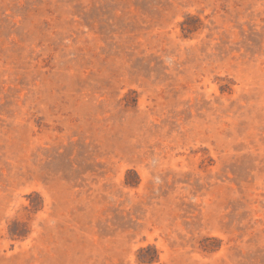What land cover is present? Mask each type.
Here are the masks:
<instances>
[{
	"label": "rangeland",
	"instance_id": "obj_1",
	"mask_svg": "<svg viewBox=\"0 0 264 264\" xmlns=\"http://www.w3.org/2000/svg\"><path fill=\"white\" fill-rule=\"evenodd\" d=\"M0 264H264V0H0Z\"/></svg>",
	"mask_w": 264,
	"mask_h": 264
}]
</instances>
